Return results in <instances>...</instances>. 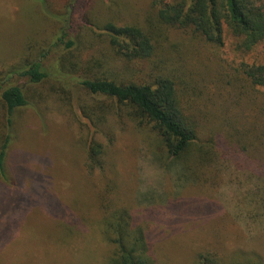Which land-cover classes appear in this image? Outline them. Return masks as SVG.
Listing matches in <instances>:
<instances>
[{
  "label": "rangeland",
  "instance_id": "obj_1",
  "mask_svg": "<svg viewBox=\"0 0 264 264\" xmlns=\"http://www.w3.org/2000/svg\"><path fill=\"white\" fill-rule=\"evenodd\" d=\"M153 2L0 0V84L36 96L16 114L6 176L0 174V264H109L118 248L106 221L122 208L147 235L156 264H199L200 254L214 255L219 264H264V95L241 75L243 64L264 63V43L243 54L226 28L222 46L190 29H171L156 41L148 23L157 14ZM69 9L72 25L84 22L98 41L83 44L92 47L77 62L83 76L113 73L141 84L163 73L176 80L180 98L194 106L205 126L204 139L214 138L219 149L205 172L192 179L184 166L158 162L152 141L130 121L111 116L96 133L80 111L91 98L87 101L75 81H57L55 71L56 78L38 86L6 76L27 54L36 58L51 50L62 23L47 14L65 20ZM93 22L142 27L160 46L149 61L133 62L132 68L117 66L114 53L101 67V51L109 44L97 38L103 28ZM6 128L0 101V147ZM92 140L109 149L103 173H88ZM109 182L116 193L101 203V189Z\"/></svg>",
  "mask_w": 264,
  "mask_h": 264
},
{
  "label": "trees",
  "instance_id": "obj_2",
  "mask_svg": "<svg viewBox=\"0 0 264 264\" xmlns=\"http://www.w3.org/2000/svg\"><path fill=\"white\" fill-rule=\"evenodd\" d=\"M153 8L157 18L150 17L148 23L157 36L156 41L158 38H166L171 29H190L207 42L222 46L226 28L236 40L237 50L243 54L252 52L264 43V0H154ZM69 10V17L65 20L60 15L47 14L48 17L55 16L62 23L52 51L47 50L36 58L32 53L27 54L19 67L13 65V72H9L8 68L6 76L16 75L32 86H38L53 77L51 73L55 71L54 74L61 79L53 78L61 83L64 78L75 81L86 97L89 96L87 101L91 98L92 103L84 102L80 111L96 133H101L111 116L130 121L141 137H148L152 141V153L158 162L165 160L174 167L184 166L192 179L195 175L199 176L200 172H205L212 159L216 156L218 158L219 149L214 138L204 139L207 137L205 126L195 117L194 106L180 98L176 80L162 73L153 83L140 84L130 78L114 76L113 73L91 75L86 73L85 68L83 70L86 74L83 76L79 63L84 61L85 52L92 49L83 44L89 42V46L98 41L93 39L92 35L96 33L93 28H83L84 22L77 27L72 25L75 18L72 10ZM86 17L89 21L88 14ZM91 25L103 28L97 38L109 44L107 52L101 51V67L114 53L117 66L132 68L133 62L149 61L154 57L155 47L160 46L157 45L160 42H154L152 32L139 26H118L113 22L103 26L93 22ZM165 71H168L167 68ZM241 75L243 82L261 90L264 95V63L243 64ZM246 84H242L244 89L249 88ZM68 86L66 89L70 91ZM34 95L30 89L17 85L4 87L0 84V101L5 108L7 123L5 138L0 147V174L3 177L6 176L5 163L12 143V130L19 123L16 114L30 105L36 97ZM44 99H40V102L48 101ZM86 153L89 174L97 169L102 173L107 171L108 148L92 140L87 145ZM114 185L109 182L101 189V203L116 193ZM134 219L129 209L122 208L112 212L106 221L108 231L116 235L112 242L118 248L109 264H156L149 239ZM198 260L199 264H219L217 258L210 254H200Z\"/></svg>",
  "mask_w": 264,
  "mask_h": 264
}]
</instances>
